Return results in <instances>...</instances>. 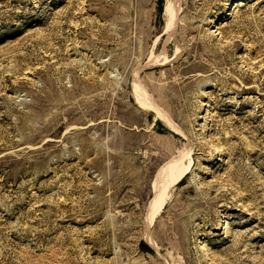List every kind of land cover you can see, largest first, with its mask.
Instances as JSON below:
<instances>
[{
    "label": "rangeland",
    "instance_id": "rangeland-1",
    "mask_svg": "<svg viewBox=\"0 0 264 264\" xmlns=\"http://www.w3.org/2000/svg\"><path fill=\"white\" fill-rule=\"evenodd\" d=\"M0 264H264V0H0Z\"/></svg>",
    "mask_w": 264,
    "mask_h": 264
},
{
    "label": "bare ground",
    "instance_id": "bare-ground-1",
    "mask_svg": "<svg viewBox=\"0 0 264 264\" xmlns=\"http://www.w3.org/2000/svg\"><path fill=\"white\" fill-rule=\"evenodd\" d=\"M170 14L172 15V13H170ZM135 97H136L135 99L137 102H142V101L144 102L146 100L147 96H145V93H143L142 91L138 92L137 90H135ZM188 167L189 166L186 165L184 167L177 168V166L174 165L173 163L172 164L168 163V164L164 165L158 171V173L156 174L154 181H153V198L150 200L149 208L152 206L154 207V205H155L154 203L156 201H158V198H160L161 196L163 197L164 191L169 186L179 182L182 178L185 177L186 173L188 172ZM148 211H149V209H148ZM150 211H154V210H150Z\"/></svg>",
    "mask_w": 264,
    "mask_h": 264
}]
</instances>
